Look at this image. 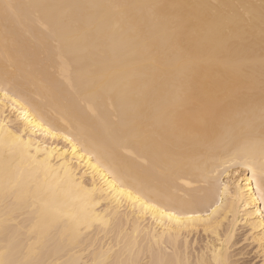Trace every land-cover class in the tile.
<instances>
[{"label":"bare ground","instance_id":"bare-ground-1","mask_svg":"<svg viewBox=\"0 0 264 264\" xmlns=\"http://www.w3.org/2000/svg\"><path fill=\"white\" fill-rule=\"evenodd\" d=\"M243 250L264 264V0H0V264Z\"/></svg>","mask_w":264,"mask_h":264},{"label":"rangeland","instance_id":"rangeland-1","mask_svg":"<svg viewBox=\"0 0 264 264\" xmlns=\"http://www.w3.org/2000/svg\"><path fill=\"white\" fill-rule=\"evenodd\" d=\"M246 251V252H245ZM243 250V252H245L244 254H243V257H242V260H245V261H250V264L252 263V261H253V263L252 264H259L258 262H257V258L256 259H251L252 258V253L251 252H249V250ZM251 253V254H250ZM248 258V259H247ZM250 259V260H249Z\"/></svg>","mask_w":264,"mask_h":264}]
</instances>
